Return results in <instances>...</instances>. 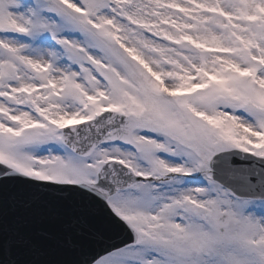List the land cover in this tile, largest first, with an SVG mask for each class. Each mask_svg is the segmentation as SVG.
Instances as JSON below:
<instances>
[{
	"label": "snow or ice",
	"instance_id": "obj_1",
	"mask_svg": "<svg viewBox=\"0 0 264 264\" xmlns=\"http://www.w3.org/2000/svg\"><path fill=\"white\" fill-rule=\"evenodd\" d=\"M0 264H264V0H0Z\"/></svg>",
	"mask_w": 264,
	"mask_h": 264
}]
</instances>
